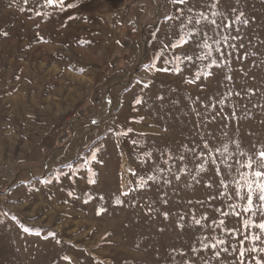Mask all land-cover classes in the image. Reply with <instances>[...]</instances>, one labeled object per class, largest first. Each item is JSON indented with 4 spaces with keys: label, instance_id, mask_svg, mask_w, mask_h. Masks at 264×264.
<instances>
[{
    "label": "rangeland",
    "instance_id": "obj_1",
    "mask_svg": "<svg viewBox=\"0 0 264 264\" xmlns=\"http://www.w3.org/2000/svg\"><path fill=\"white\" fill-rule=\"evenodd\" d=\"M37 13L0 7V264L264 261L239 167L264 151V0Z\"/></svg>",
    "mask_w": 264,
    "mask_h": 264
},
{
    "label": "snow or ice",
    "instance_id": "obj_2",
    "mask_svg": "<svg viewBox=\"0 0 264 264\" xmlns=\"http://www.w3.org/2000/svg\"><path fill=\"white\" fill-rule=\"evenodd\" d=\"M24 2L27 3L28 0H24ZM56 2H57V0H45V3L48 5H52ZM172 2L174 4H184L185 0H172ZM59 3L62 5L63 0H59ZM211 6H214V5H211ZM188 11L192 12L193 9L190 8V9H188ZM37 15H40V13H37ZM213 15H216V13H213ZM241 15H243V14H241ZM181 17H183V10H181L180 14L175 19L180 20L181 29L187 28V25L184 23V20ZM168 19L171 20V19H173V17H168ZM201 20H204V21L208 20V16H206L204 14V12H202V11L197 14V17L195 19L192 17H188V24H191V25H193V27H195V24L200 23ZM246 22L247 21H245V23ZM210 23H211V25L215 26L216 28L220 27V25H217L216 20H211ZM224 26L231 27V25H228V24H226ZM196 34L197 33L193 32L192 29H189L188 30V39L181 38V43L179 45L173 44L170 46H165V49L168 47H179V46H182L183 44H187V43H189L190 40L193 39V37ZM225 39H227V37H225ZM196 46L199 48H210L211 47L209 44H207L206 41L203 44H201L197 41ZM210 55H211V52H208V53H206L205 56L197 57V59H201V60L207 59L208 56H210ZM156 59L159 60L160 57H156ZM173 59L176 61H180L181 58L177 56V57H174ZM187 60L191 61L192 57L188 56ZM172 62L173 61L169 60V59L164 60L165 64H171ZM213 64H215V61H213ZM152 67H155V65H152ZM159 70L165 71V72L170 71V70H174L177 74H179L180 72L183 71V69L180 67L179 62L176 64V67L174 69H169V68L165 67V68H161ZM198 79H200L199 73H197L194 77V80H198ZM229 79H230V77H229ZM194 80L188 81V82L192 83V82H194ZM140 102H141L140 100H136L137 104H139ZM242 155H243V153H242ZM258 155H259L258 162H254L251 157H248L246 163L239 165V167H243V168L252 170V172H251L252 178L251 179H249V173L248 172L241 173V177L243 180V186L247 188V192L245 193L244 196L241 197V199H246L245 211L253 212L254 214L259 213L261 215V217H264V205H261L260 203H254V201H253V194H255L256 200L258 202H264V151H260ZM180 159L183 160L184 157L181 156ZM231 168H232V165H228V169H231ZM148 179L154 180L155 177L150 176V177H148ZM92 182L94 183L95 181H92ZM141 182H142V185L146 186V181L143 180V177H141ZM221 183H223V181H221ZM237 186L240 187L239 182H237ZM224 187H227V185H224ZM125 195H127V193H125ZM237 195H239V193H237ZM118 202L122 203V201H118ZM229 207H232V206L229 205ZM165 218H167V213H165ZM195 223L200 224V220H195ZM221 225H223V221H221ZM244 226H245V228H248V229H250L252 227L259 228L261 230V233H264V219H262L261 222H259L258 224L255 222L244 221ZM226 231H228L229 234H232L236 230L226 229ZM246 238L251 239L254 243L256 241H260L261 244H264V241H261V236L259 234H254V235H251V236L246 237ZM202 243H203V241H202ZM224 243H226V241L221 239V240H219L216 243H213L211 245L205 243V244H203V246L205 248H209V247L216 248V247H218V245H222ZM225 251H227V249H225ZM248 251L264 253V247L254 246V247L250 248ZM217 255H219V253H217ZM244 255H245L244 252H240L241 264H243ZM256 264H264V261H261L260 259L257 258Z\"/></svg>",
    "mask_w": 264,
    "mask_h": 264
},
{
    "label": "crops",
    "instance_id": "obj_3",
    "mask_svg": "<svg viewBox=\"0 0 264 264\" xmlns=\"http://www.w3.org/2000/svg\"><path fill=\"white\" fill-rule=\"evenodd\" d=\"M135 0H63V4L48 5L45 0H0V7L8 11L55 12L63 18L106 17L119 12Z\"/></svg>",
    "mask_w": 264,
    "mask_h": 264
}]
</instances>
